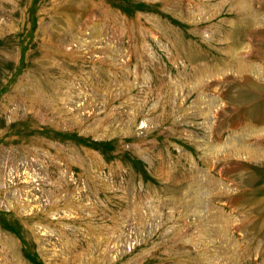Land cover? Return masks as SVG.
<instances>
[{
  "label": "rangeland",
  "instance_id": "374dc122",
  "mask_svg": "<svg viewBox=\"0 0 264 264\" xmlns=\"http://www.w3.org/2000/svg\"><path fill=\"white\" fill-rule=\"evenodd\" d=\"M0 264H264V0H0Z\"/></svg>",
  "mask_w": 264,
  "mask_h": 264
}]
</instances>
